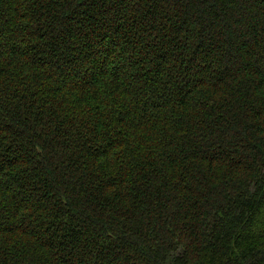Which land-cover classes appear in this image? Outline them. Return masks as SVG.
<instances>
[{
    "label": "trees",
    "instance_id": "1",
    "mask_svg": "<svg viewBox=\"0 0 264 264\" xmlns=\"http://www.w3.org/2000/svg\"><path fill=\"white\" fill-rule=\"evenodd\" d=\"M0 264H264V0H0Z\"/></svg>",
    "mask_w": 264,
    "mask_h": 264
}]
</instances>
